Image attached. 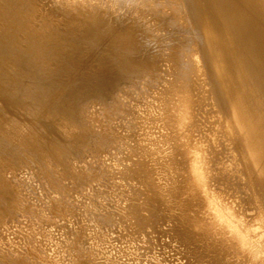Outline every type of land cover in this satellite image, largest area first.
<instances>
[{
  "label": "bare ground",
  "instance_id": "bare-ground-1",
  "mask_svg": "<svg viewBox=\"0 0 264 264\" xmlns=\"http://www.w3.org/2000/svg\"><path fill=\"white\" fill-rule=\"evenodd\" d=\"M46 1L64 12V54L27 29L26 7L0 0L7 242L19 204V248L44 264H119L123 255L160 264L147 233L161 220L184 264H264V0ZM218 66L237 70L245 88L221 85ZM85 120L96 129L86 142L106 155L82 189L66 173L55 179L51 165L77 170L71 147L81 136L70 128ZM23 164L41 172L29 194L10 180ZM44 208L53 219L39 224Z\"/></svg>",
  "mask_w": 264,
  "mask_h": 264
},
{
  "label": "rangeland",
  "instance_id": "rangeland-1",
  "mask_svg": "<svg viewBox=\"0 0 264 264\" xmlns=\"http://www.w3.org/2000/svg\"><path fill=\"white\" fill-rule=\"evenodd\" d=\"M8 1H17L20 2L25 9L28 10L30 13L32 19V22L28 24L29 30L33 29L35 34L37 36H41L42 38L46 39L48 42V45L52 46L53 48L60 47L62 48V54L66 53L67 50H65V46L63 45L64 41H62L63 36H64V30H63V22L65 20L64 12L62 9H58L57 7H53L51 4L47 3L46 0H8ZM40 7V8H39ZM69 44L74 43L73 41L68 42ZM64 47V49H63ZM226 50V49H225ZM227 58V56H226ZM50 65H53V61L49 63ZM219 69L221 70L223 76L221 78L220 84L221 85H227L228 86V81L233 80L240 88H245L242 82L240 81V76L241 75L237 70L232 68L231 66H218ZM84 68H81L78 70V72L83 73ZM58 85V86H57ZM55 88H61L63 87L62 84H54L53 85ZM247 88V87H246ZM222 98H226L229 95L228 89L227 92L222 93ZM134 104L132 105L133 109ZM81 110H79V113ZM81 116V113L79 114ZM60 129V128H59ZM69 128L62 129L63 133L65 135L67 134V130ZM61 130V129H60ZM70 130L78 135H80V140L78 144H75L74 146L71 147L72 151H77L75 153L76 161L74 162V165L76 166L75 171L73 169L69 170L68 168L66 169H58L55 165L52 166V174L55 179H58V176L60 173H66L64 174L63 177H66L67 179L73 180L75 184H79L80 187L83 189V182H86L87 180H92L95 179L96 176L99 173L100 170V163L97 160L98 156L106 155V152H99L98 149L96 148V145L93 143H87L86 140L87 138L91 140L93 136L96 133L95 127H93L88 120H85L83 124L77 126V129L73 126L70 128ZM26 132L30 133L31 131H35L31 126L27 127ZM94 140V139H93ZM88 141V140H87ZM96 142V141H95ZM104 155V157H105ZM100 156V157H101ZM68 159V158H66ZM71 160L69 159V162ZM2 163H5L4 161H1ZM72 162V163H73ZM5 172H7V169H3ZM17 172V173H16ZM69 172V173H67ZM13 177L12 181L19 182L20 184L24 185V193L26 194L32 190V185L33 181H36L37 176L41 174L39 165L36 164H23L20 169H14L9 172ZM16 173V174H14ZM72 173V175H70ZM14 174V175H13ZM36 178V179H35ZM88 178V179H86ZM90 178V179H89ZM66 179H63L65 181ZM264 183V180L262 181ZM6 184V183H5ZM5 193H8L7 189L4 190L3 195ZM34 194H30V197L28 200L34 199L33 196ZM25 196V194H24ZM20 197L21 200L19 202L21 203V206H24V198L25 197ZM259 196H261L259 194ZM262 197V198H261ZM260 198L264 200V197L261 196ZM6 198V197H5ZM260 200V202H262ZM31 205V204H30ZM35 207L31 206L29 208V211L25 214L28 219L32 218V215L34 214V209ZM17 212L19 214V217L16 219V221H13L12 225L16 226L15 237L12 239L14 240V243L17 244V247L15 244L10 245L7 242V238L3 235L4 232H7L5 225L11 222L12 219H7L4 221V223L0 224V260L3 262H6L8 264H44L42 260H38L37 256H31L29 254V248L23 245V247H20V241L25 243V239L21 234H18L20 231L19 225L22 224V212L23 209L17 205ZM37 215H39L38 222L39 224L46 222L47 220H50L52 218L51 211L49 208H44L43 211L39 210ZM10 214L4 213L0 217H8ZM15 216V215H14ZM165 216L169 219L168 214H165ZM12 217V215H11ZM99 219L100 216H98ZM24 219V218H23ZM53 219V218H52ZM162 221V220H161ZM159 222V224L156 226L154 229V232L147 233L148 237L151 236V242L158 247V255L161 256L162 262H159L160 264H184L185 257L183 255L181 247H178L177 243H175L172 237V231L170 229L171 223L168 221L165 222ZM56 223V222H54ZM9 224V225H10ZM8 225V226H9ZM10 225V226H12ZM167 232V233H166ZM79 237H78V235ZM77 239L72 237L71 241L68 240L69 243H72V240H78V238L83 239L82 235L80 236L79 233H77ZM75 236V235H74ZM8 237V236H7ZM11 254V255H10ZM119 258V257H118ZM117 258V260H118ZM132 258L129 256H122L119 259V264H129ZM71 257L67 258L66 260L62 259H57V263L55 264H71ZM74 261V260H73ZM88 261H85V263ZM76 263V262H75ZM139 264H152L149 262L147 258H144L139 261Z\"/></svg>",
  "mask_w": 264,
  "mask_h": 264
}]
</instances>
